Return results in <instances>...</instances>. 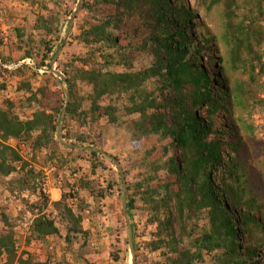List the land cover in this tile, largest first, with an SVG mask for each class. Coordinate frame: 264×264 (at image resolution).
I'll return each instance as SVG.
<instances>
[{
	"label": "trees",
	"instance_id": "1",
	"mask_svg": "<svg viewBox=\"0 0 264 264\" xmlns=\"http://www.w3.org/2000/svg\"><path fill=\"white\" fill-rule=\"evenodd\" d=\"M63 2L56 0L57 10L49 11L46 1H38L33 37L23 40L24 32L17 30L22 59L34 60L37 70L22 64L13 71L28 115L20 117L16 104L0 97V180L20 175L9 182L10 192L36 193L44 174L24 160L23 146L32 163L41 159L42 167L56 168L55 176L62 179L66 169L77 171L78 160L89 161L91 173L79 180V187L97 200L105 197L92 189V176L106 158L92 150L64 148L55 139L68 94L62 123L67 142L100 150L102 123L122 126L131 133L138 157L131 164L147 168L149 174L128 187L126 202L131 221L139 211L151 215L155 228L142 251L134 242L136 264H149L145 253L158 257L150 264H264L259 193L264 190V145L252 125L234 117L236 107L249 119L256 106L264 107V98L255 100L256 92L264 95V83H259L264 77L263 0H210L206 6L207 11L221 8L218 40L230 47L232 70L248 74L246 86L240 81L232 85L221 64H211L222 60L217 39L196 22L197 9L187 0H79L69 37L81 50L71 52L63 64L67 88L34 87L24 73L38 76L56 54L54 48L62 47V16L73 13ZM8 44L0 37V69L11 60ZM140 58H147L146 64L137 67ZM11 140L17 147L8 144ZM61 191L57 201L42 196L30 205L33 220L25 245L64 248L76 255L72 264H88L84 255L91 232L83 226L88 206L81 199L73 210L68 204L72 196ZM0 221L1 264H62L50 254L42 260L26 249L18 253L14 221L5 212ZM132 228L135 238L133 223Z\"/></svg>",
	"mask_w": 264,
	"mask_h": 264
},
{
	"label": "rangeland",
	"instance_id": "2",
	"mask_svg": "<svg viewBox=\"0 0 264 264\" xmlns=\"http://www.w3.org/2000/svg\"><path fill=\"white\" fill-rule=\"evenodd\" d=\"M32 1H34V5H31ZM38 1L39 0H0V37L9 43L8 45L11 47L12 51L9 54L11 60L7 64L3 65L2 68L5 70L8 69L12 73L11 76L4 73L3 70L0 69V87L2 85H6L5 92L0 90V97L7 96L11 101H13L16 104L14 111L20 117H23V112H26V115H28L29 110H27L28 105L24 102L22 103V98H24V96L21 91H18V78L13 74V71H16L14 69L19 67L17 65L19 62H22V60L26 62L23 63L26 64L25 66L34 71L37 69L34 60H30V63H27V58L22 59L24 51L18 49L20 46L15 36L17 34V30H19V32H24L25 35L22 37L23 40H28V38L35 35L33 25L39 12ZM44 1H46L49 11L57 10L55 5L56 0ZM187 1L188 4H191L192 7L197 9L196 22L201 27L208 30L212 36H215L217 39L215 42V49L218 51L219 57L222 60L220 62L216 60L211 64H221V66L226 70L229 82H231L232 85H234L236 81H240L241 84L246 86V84H248V74L243 70H239L238 72L232 70L229 59L230 47L220 39L218 40L223 32L221 17L219 14L221 8L213 7L210 11H207L206 6L209 4L210 0ZM63 3L72 6L73 13L70 18L62 16V19L64 20L61 34V38L64 40L62 47L54 48L53 52L56 51V54L50 60L48 67L37 71L39 73L38 76H33L32 71L30 70L24 73L26 78L32 82L34 87L46 85L49 88H53L57 86L62 91L65 90L67 88V84L63 80H66L65 75L62 73L63 64L67 63V56H69L71 52L81 50L80 46L76 43H70L71 39L69 37V31L72 23L76 16L79 15V0L73 4H71L70 0H64ZM192 32L193 30H191V33ZM10 36H13V38L8 41V37ZM262 50H264V46L262 47ZM1 54L3 55L4 51L1 50ZM143 56L145 57V55ZM213 56L217 57V53L215 51ZM146 60L147 58H140L136 62L135 66L141 67L143 64H146ZM205 63L208 64L207 61H205ZM55 72L59 73L61 76H58ZM210 73L212 74L213 71ZM259 83H264V77L259 80ZM67 97H69V95L65 94V104ZM255 97V100H257V98L258 100H261L264 98V95L260 92H256ZM234 117H238V119L242 118L248 125H252L256 129L254 135L257 134L258 137L261 138L264 145V107L262 108V106H256L251 119H249L244 110L236 107ZM101 128H104V130L101 136L97 138V145L101 147L100 151L112 158L104 156L106 160H104L103 166L97 170L96 178L92 176V180H94L92 183V189L94 192L103 191L106 194L101 200H97L94 196H90L89 192H86L79 187V180L91 173V164L89 161L85 159L78 160L77 165L74 167L77 171L72 173L71 170L66 169L63 173L65 178L62 179L55 176V172L57 171L56 168L50 169L46 166L42 167L40 164L42 162L41 159L37 158V162L39 163L38 165L32 163L30 159L31 154L25 147L22 146L21 151L24 160L32 164L36 169L42 170L44 176L40 187H38L36 193L32 195H29L28 193L18 194L16 191H13V193L10 192L11 185L9 182L13 179H17L20 175L18 176L17 174H14L8 178L0 180V214L5 212V214L11 218V221H14V232L15 240L18 244V253L26 249L32 253L34 257L39 256L42 260H45L48 254H50L54 259H56V262H61L62 264H72L76 260V255L71 253V251H66L64 248L63 250H56L53 248V245L46 246L40 243L30 246L25 245V241L29 236V227L33 220V214L29 211L30 205L39 203L42 200V196H46L51 202L59 199H56L57 195L55 192L48 190V186L57 189H64L66 194H70L72 197L69 199L68 204H70L73 210H77L81 199L85 200L84 203L88 206L85 213L88 214V218L84 220L83 226L86 230L91 232L90 243L87 247L88 253L84 255V260L88 264H132L127 223H130L131 228L132 223L135 225V238L132 228L133 241L141 251L144 243L151 239V233L155 230L154 225L150 222V219L152 218L151 215L142 216L139 214V211H134L135 219L131 221L128 215L127 218L124 217L122 210L123 199L125 198L127 202L131 193V191H128V187L142 181L149 174L147 172V168H138L139 163L131 164L133 160L137 161L138 157L133 154L134 144H132L131 133L129 130L122 126L107 125L106 123H102ZM55 139L58 141L56 134ZM8 144L12 147H17L16 142L12 140L9 141ZM63 147L67 148L65 146ZM75 151L77 152L80 150ZM76 152L75 154H77ZM99 154L102 155L100 152ZM117 165H119L120 168H118ZM120 170L123 173L124 181H122ZM125 170H130V173L125 175ZM109 183L113 186V189L111 190L108 189ZM61 189L60 197L62 194ZM259 193L260 197L264 200V190ZM50 210L51 209L48 208L47 212H50ZM58 227L64 234L62 227ZM72 249L79 250L78 245H73ZM134 256L135 259L133 264H136L135 250ZM144 256L149 258V264L158 260V257L155 254L148 255L145 253ZM205 260H207V258H205ZM206 264L211 263L207 261Z\"/></svg>",
	"mask_w": 264,
	"mask_h": 264
},
{
	"label": "water",
	"instance_id": "3",
	"mask_svg": "<svg viewBox=\"0 0 264 264\" xmlns=\"http://www.w3.org/2000/svg\"><path fill=\"white\" fill-rule=\"evenodd\" d=\"M58 76H61L59 73L55 72ZM64 82L67 84L66 80L63 79ZM69 100V97H67V100H66V104H65V107H64V110L62 112V115H61V118H60V123L57 127V131H56V138L57 140L65 147L67 148H70V149H75V150H92L94 152H100L103 156H106L108 158H111L109 155L105 154L104 152L98 150V149H86V148H82V147H77L75 145H72L70 144L69 142L65 141L64 138L62 137V122L64 120V117H65V114H66V107H67V102ZM112 159V158H111ZM118 168H120L119 165H117ZM120 175H121V178H122V181H124L123 179V173L121 172L120 170ZM122 210H123V214H124V217L127 218V212H126V200L125 198L123 199V206H122ZM127 226H128V236H129V249H130V254H131V257H132V264L134 263V259H135V256H134V241H133V235H132V228H131V225L130 223H127Z\"/></svg>",
	"mask_w": 264,
	"mask_h": 264
},
{
	"label": "crops",
	"instance_id": "4",
	"mask_svg": "<svg viewBox=\"0 0 264 264\" xmlns=\"http://www.w3.org/2000/svg\"><path fill=\"white\" fill-rule=\"evenodd\" d=\"M48 190H50V191H53V192H55L56 193V199H58V198H60V189H57V188H54V187H50V186H48ZM54 201H56V200H54Z\"/></svg>",
	"mask_w": 264,
	"mask_h": 264
},
{
	"label": "built area",
	"instance_id": "5",
	"mask_svg": "<svg viewBox=\"0 0 264 264\" xmlns=\"http://www.w3.org/2000/svg\"><path fill=\"white\" fill-rule=\"evenodd\" d=\"M27 61V63H30V60L28 59V60H26ZM23 63H26L25 61H22L21 63H19L17 66H20V65H22ZM16 66V67H17Z\"/></svg>",
	"mask_w": 264,
	"mask_h": 264
}]
</instances>
